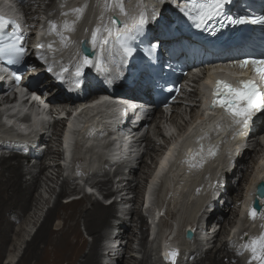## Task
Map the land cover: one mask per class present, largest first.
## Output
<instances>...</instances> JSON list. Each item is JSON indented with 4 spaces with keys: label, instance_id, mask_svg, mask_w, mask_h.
<instances>
[{
    "label": "bare ground",
    "instance_id": "6f19581e",
    "mask_svg": "<svg viewBox=\"0 0 264 264\" xmlns=\"http://www.w3.org/2000/svg\"><path fill=\"white\" fill-rule=\"evenodd\" d=\"M1 1L3 2L4 0H1ZM25 1H26V5H27L26 9L29 11V15H31L34 18H38L36 13H35L37 8L35 9L34 6L32 8V6L29 5V4H32V1L31 0H25ZM85 1L86 0L82 1L83 4H85ZM134 1L136 2V0H134ZM134 1L130 0L129 3H131V4H129V6H128V2H126L125 3L126 7L131 9L135 5ZM172 1L173 0H170L166 3V0H165V2L161 4L159 2V0H144V5L146 7L147 12L149 14H151L153 4L156 5L157 7L163 6L165 4L164 10H163V15L165 16V14L168 15L167 12L172 13V10H173L172 7H170V9H168V6H171ZM40 2H41V0H40ZM33 5H35V3H33ZM55 5H56V3H55ZM48 7H51L50 3L47 6V8ZM97 11H98L97 14L100 15L101 12L103 11V8L100 7L97 9ZM115 13L119 14L118 10ZM94 15H96V14L94 13ZM72 18L75 19V16H73ZM123 18H125V17H123ZM42 21H45V16H43ZM48 28H49V26L45 27V25H44L42 27L40 24L39 26H37L34 29V32L36 33L38 38H40L41 34H44L43 44H47L48 42H50V37L48 34ZM74 32L69 33V35H72V33H74L73 36H75L76 31H74ZM65 34H68V33H65ZM75 38H74V40H72L73 44L71 45V49H70V52L72 53L71 54L72 57L79 50V45L77 43L79 38H77V39H75ZM52 41L55 42L56 47L60 46L59 45V37L56 36L55 39ZM69 56L70 55H68L66 53V54L62 55L61 59L62 60L68 59ZM31 71L34 73V71L32 69H31ZM247 73L251 74L250 71H248ZM226 75H228V74H226ZM24 81H25V79H23V82ZM146 83L148 84V82H146ZM149 85H150V83H149ZM196 93H198V92L194 91V93L193 92L189 93V95L191 97L193 96L192 97L193 102L190 105L185 107L186 110L184 112L186 114H187V110H191V112H193V115L190 117L191 119H193L192 123H194L199 118H201L202 119L201 124H203V126H205L204 130L209 129L210 131L211 130H217V131L219 130L220 131L221 127L216 128V126H215L214 121H216V120L213 117V115H211V114L208 115L209 116L208 118L205 115H202V117L200 116L201 109L199 108L200 111L198 112L197 106L199 107L200 105H199V98L198 99L195 98ZM59 94L60 93H57V95H59ZM102 97H106V96H101L100 99ZM66 101H67V99L65 97H57L55 102H53L54 103L53 106L55 108H62L63 107L62 108V114L69 115L70 114L69 108L67 106H65ZM96 102H97V100L83 103L82 106H84V108H83L82 112L78 111L76 113V116L70 120L68 129H67V132L65 135V144L67 146L68 151H71L73 148V137L77 133V132L75 133V128H77V129L80 128L82 126L84 120L87 119L88 113L94 112V110H96V108H97ZM178 108H180V106H178ZM206 111L209 113L215 111V114L217 113L216 110H211L208 108L206 109ZM51 114H52V111H51ZM19 115H21V114H19ZM38 115L39 114L33 115V116H35L32 119V122L34 120L33 125H35L38 122V120L36 119V118H39ZM176 116L179 117V111H177ZM156 119H158V117L154 118L151 115L147 116L142 121V124H148L150 126L152 125L153 128L154 127L160 128L163 125L164 128L166 129L169 126V124H171L170 121L173 120V114L170 116L169 115H160L159 125L154 124ZM0 122H1V119H0ZM110 122L111 121L109 119H108V121H106L107 124H109ZM148 122H151V123H148ZM46 123H47V120L45 119V124ZM161 123H163V124H161ZM33 125L31 123L30 127L26 128V129L28 130L29 128H32ZM64 125H66V124H64ZM186 125H188L187 122H186ZM103 128H104L103 125L99 124V125H96L94 128L91 129V131H90L91 135L88 137V140L92 141V142H96L97 144H95L93 146L91 142H85L83 145L80 146L83 149V151H86L87 149H93L94 155L96 156L97 155L96 150H98L99 148H101V149L104 148V145L100 144V141L98 140V138L96 136ZM39 129H41V128H39ZM63 129H64V127H63ZM160 129H159V131H160ZM1 132H0V134H1ZM263 132L264 131L258 130L257 133H258V135H260ZM149 133H150V130H148L147 134H146L148 143H147V147H146L145 152H143L137 158V161H136L137 163L135 162L136 164L133 161L126 159L125 162L127 163L129 169H128L127 173H123V174L125 176H128V178H121L118 181V183L120 184V187H122V188L118 189L117 191H122V190L126 189L127 191H125L123 193V195L125 194V196H126V193H128L129 191L136 194L135 196L129 198L128 201H123L124 203H129V204H131L133 202V207H131V208L130 207L126 208L127 206L125 207V210L127 211V212H125V214L128 216L131 215V217L125 218V217H121V215L119 216V214H118V212H119L118 202L117 201H114L110 205H107L102 200H98V199L93 200V198H91L87 194L85 196H83L84 198L73 199V200L69 201L68 203H63L61 200H59L55 205H53L52 208H50L49 213L46 216L45 222L41 226L39 232L27 244V249H26L24 255L22 256V258L20 259V262L18 264H146V263H148V258L151 257V256H148V255H150V252L148 249L146 250V253H145L144 257L142 258V260H139V262H136L137 259L134 258L133 254H129L131 252L130 251L128 252V250L129 249L133 250V244H134L133 242L135 241L134 238L136 236V231L133 228V222L134 221L135 222L137 221L138 225L140 224L139 230L141 231V234L143 235V237H142L143 238L142 249L146 248L145 244H146V236L147 235L145 236V234L148 232V227L146 226L147 221H146L145 217L143 216V214H141L139 206L142 202V198L144 199V192H145L144 191V180L148 179L147 177H149V179L146 180L147 183H149V180L152 179L151 185H153L154 180L157 178H160L161 175L164 177L165 182L168 180H176L175 182H172V185H171L172 190L174 189L177 181L179 183L184 182L185 184H191L192 189H190V186L188 187V191H191V193L189 194L190 196H195L194 192H196V190L193 191L194 186L195 185H199V186L201 185L199 197L198 196L194 197L196 199V203H195L196 208L195 209H197V210H200V207L202 206V204L206 203L208 201L211 194L217 195L216 194L217 190L220 191V187L221 188L223 187V186H221V184L224 183V182L219 181V179H221V177L224 174V172H221V170H224V166L227 165L226 162L229 158V155L227 156V154H226L225 160H223V157H224L223 154L226 151L224 149L223 144L228 139V137H226L225 139H222L220 141L221 142L220 152H218L214 157H210L207 155V148L209 145L207 144L208 139L206 136L205 139L202 140V142H204V145H205L204 146L205 151L203 153V156H204L203 166H190V163L188 162V159L186 158L188 148H189L190 144H192L198 136L204 134L203 131L194 134L193 137L191 138L190 142L183 149V151H181V149H180L178 156L175 155L176 149H174V148L177 145H176V142H174L173 147L170 149L169 153L163 159H162V155L165 153V151H161L163 145L161 143L158 145L159 150L155 145H152V142L154 141V139L148 137ZM160 133H161V131H160ZM160 133L157 132V134H160ZM231 134H233V132L229 133V135H231ZM161 135H162V133H161ZM222 135H223V131L218 136H216V138H214V141H218L219 139H221L220 137ZM116 137H117V139L111 145L112 149H118V151H123V149L127 150V148L131 146L127 143V141H125V143L121 145V143H122L121 138L119 137V135H116ZM127 137H128V139L133 138L130 135H127ZM25 140L30 141L28 138H25ZM46 140H49L51 143H53V138H49V136L46 138ZM22 141H24V140H22ZM228 142L229 141H227V143ZM238 143H239V141H237L235 145H237ZM258 144H260V142H257V144L252 146L254 148V150L252 147L247 149L245 154L243 155V157H241L239 155V157H241L242 161H244L245 157L247 156V161H248L245 170H241V168L239 170H237V173L241 172V174H242L240 179H239V184L241 183L240 180L241 181L243 180V182L245 181V183H248L250 178H251L250 181L254 182L255 180H257L259 178V176H262L264 174V164H262L263 168L258 167V169L255 170V172H253V170L251 171L252 164L256 162V155L259 153V150L256 151V148L259 146ZM133 146L135 147L136 153H138L141 149L142 143H140L139 140L137 139V142L134 143ZM53 147L54 146L48 145L45 148L46 150L43 151L42 158H40L39 161H37L33 165H28V166L25 165V160L28 159V157L24 156L20 153H13L10 155H7V154L0 155V260H1V257L6 252L9 242L12 240V232L17 231L16 235L18 234L20 237L25 236L24 233L26 232V227H22L19 231L14 230L15 224L20 222V220H22L26 217V215L32 209V205L34 204L35 200H36L35 206H37L36 208L38 210L40 209V206H42L41 204L45 200V198L42 196V194H40V196H36V192L38 191V188L40 185L41 174L46 173V171L48 169H50V163H49L50 159L56 160L55 159L56 157L61 156L63 154L58 149H53ZM165 149H168V147ZM228 149H230V147ZM75 151L76 150H73V153H75ZM156 152H158V153H156ZM255 152H256V154H255ZM155 154L156 155L160 154V155L157 158L155 167L152 169V163L156 160ZM113 157L124 159V157L120 156V154H117V152H115ZM166 157H167V160H165ZM173 157H175V160H176L174 162H173ZM149 158L153 159V160L151 159L152 160L151 163H149V160H148ZM158 159H160V160H158ZM199 161H200V157H196L195 160L192 162V164L198 165ZM262 161H264V160H262ZM162 162H164L163 166H162ZM108 163H109V161L106 160L102 166L105 167L106 164H108ZM159 164H160V166H159ZM58 166L59 165L53 166V170H55V172L60 173L61 168L59 169L60 166L59 167ZM100 166H96L95 168H98ZM158 166H159V169L156 172V169L158 168ZM168 167H170V169L167 172ZM173 168H174V171L180 170L178 168H181V171L176 172L177 176L172 178L171 172L173 171ZM192 169H194L195 172H193ZM97 170L100 171L99 173H97L98 176L102 174V171L106 172L105 170H100V169H97ZM97 170H95V171H97ZM119 170L120 169H118V171ZM150 170H151V172H150ZM201 171H203V172H201ZM154 172H155V175L153 176ZM200 172L202 173V175H198ZM217 172H219V173H217ZM237 173H235L229 180L227 179L228 185L226 186L227 187L226 194H230V196H229V198H227V200H225V201L223 200L224 201V207L222 206V208H224V210L221 213L220 212L218 213V210H216L217 215L219 214V216H220V220L218 219L219 220L218 223H220V228H218V226H217L216 229L212 232L213 233L212 236L207 241V245H209V247L206 249L202 248L200 250V253L194 257V260L189 261L186 264H234V263L239 264L240 263V260H238V258L236 256H234L230 252V250L228 249V242H227L228 238L231 237V234L229 233L230 228L234 227L237 224V221L239 219V217H238L239 211L236 208V204L237 203L240 204L241 199L243 198L245 191H247L246 190L247 188L243 187L241 184H240L241 187H239V188L235 187L233 185V184H237V182H238V181H235L233 183V179H234V177H236ZM28 175H29V178H26ZM48 178H50V180H51L53 177H48ZM57 178H59V177H57ZM112 179L113 178L98 179V181H92V183H93L94 187L95 186L99 187L106 194V195H104L105 198H110L112 195H114L116 193V191H113V193H110L109 185L113 181ZM142 179H144V180L142 181ZM95 180H97V178ZM141 182H143V186L141 185ZM216 182L218 184L217 187H216ZM71 183L72 182L69 178L68 179L66 178L63 180V189L61 192L63 195L67 194V191L71 188V185H70ZM163 184H164V182L162 184H159L158 188L161 189L163 187L162 186ZM248 184H247V186H248ZM160 186H162V187L160 188ZM213 186H215V187H213ZM165 187H163V190H165V193H167L168 188H165ZM48 188H49L50 192L53 190L51 188V186H48ZM151 189H152V187H150V190ZM223 190H225V189L222 188V190H221L222 194H224ZM155 193H156V190L150 191L149 197L154 196ZM89 195H91V194H89ZM123 195H122L121 200H124L126 198V197H123ZM222 196L223 195H221L220 199H222ZM217 200H215L213 202V204L216 203ZM162 205L163 204H160L157 207H155V210L160 211L161 208L164 207V205H163V207H162ZM242 207H241V209H242ZM246 208H247V206H246ZM261 211H264V209L262 208ZM36 212L31 214L30 217L27 218V221L30 224L36 223V219L38 217V213H36ZM217 215L215 216V213H212L211 216L214 217V219L213 220L211 219L212 221L207 222L206 228L208 230H210L212 228L210 226H212L213 221L216 220L215 218L217 217ZM230 215H232V216H230ZM56 217L60 218L62 223L58 227H53L52 224H53V221H55L54 219ZM112 217H115V218L119 217L118 219H119L120 223L115 224L114 222H112V220L110 219ZM150 218H152V216H149V219ZM243 220H245V219L243 218ZM27 221H25V222H27ZM242 221H241V223H242ZM257 221H259V220H257ZM81 222L84 223L83 225H85V228H86L88 234L93 236V241L90 243L87 252H84L87 240L83 237L82 231L80 229V224H82ZM188 222H191V224L193 223L192 221H188ZM121 223H124V224H121ZM238 223H240V221ZM241 223L239 225H241V227H242L243 224H241ZM262 223H264V220H262ZM188 224H190V223H188ZM259 225H261V224H259ZM153 226H154V222H153ZM158 226H159V224H158ZM253 226H255V225H253ZM253 226H250V228L252 227V230L256 228V227L253 228ZM228 227H229V229H228ZM238 228H239V226H238ZM102 229H106V230L105 231L103 230L104 231L103 232V231H101ZM107 229H118L119 231L117 232V234H115V236H111V239L113 241H116V242L118 241L117 239H121L124 242H121V245L119 247H111L110 246L112 249L111 250L112 253L110 251L108 254V257H110V261L107 263H103V256L105 255V252H104L105 248L102 247L101 240L103 239V237H105V235L107 233ZM155 229H156V226L153 227V231ZM238 230L241 231V229H238ZM260 230H264V229H261V227L259 226L257 229V232H259ZM169 231L170 230H168L165 233L164 240H167L169 238V236L173 233L172 230L170 232ZM176 231L177 230L175 229V232ZM203 231L205 232L206 230L203 229ZM253 231H255V230H253ZM111 235H112V233H111ZM240 237H242V236H240ZM194 240H195V238L193 240L185 239V241L187 243H190V244L192 243L190 241H194ZM218 240L220 241L219 243H221L220 246H217L216 244L215 245L213 244V247H211L212 245L210 246V244H212L213 242H217ZM160 242H161V244L158 243L159 247H162L163 250L169 251L170 249H173L171 247V244L166 243L165 241L162 244V239ZM124 243H125V245H122ZM178 243H179V241H178ZM182 248L185 249V247L182 246L181 250H182ZM187 248H189V247H187ZM198 248H200V247H198ZM184 249H183V251H184ZM127 252H128V254H127ZM195 252H197V251L193 250L192 254L194 255ZM156 255H157V252H156ZM111 260H112V262H111ZM158 260H160V259H158ZM2 263H3V261H2ZM7 264H9V263H7Z\"/></svg>",
    "mask_w": 264,
    "mask_h": 264
},
{
    "label": "snow or ice",
    "instance_id": "6c2138e0",
    "mask_svg": "<svg viewBox=\"0 0 264 264\" xmlns=\"http://www.w3.org/2000/svg\"><path fill=\"white\" fill-rule=\"evenodd\" d=\"M162 4L165 0H159ZM233 3V0H185L182 6L178 5L179 12L182 13L188 20L192 21L198 29H203L209 22L218 21L220 27L237 26L245 24L264 25V14H254L247 8H242L235 14H230L226 11V6ZM103 11L99 16V23L91 30L90 41H80L82 48L69 60L68 64H61L59 71L55 73L56 77L64 80L65 74L68 73V78H75V87H80V77L83 69L86 66H94L99 72L107 73L110 71L108 62L119 61L116 64L117 70L120 65L127 61L136 51L132 46V42L143 35L145 26L149 20L155 21L160 13L155 6L152 7L151 14L146 10L144 0H136L135 5L130 9L125 6V0H102ZM88 8L85 3L82 6L74 7L68 11L61 12V15L67 17L70 13L74 14L75 19H65L62 24L58 25L55 21H48V34L55 33L59 37V47L55 46L54 41L47 44L38 43L35 45L37 49L47 48V50L55 56L56 53L68 49L73 41L69 35L76 30L77 23L83 18V15ZM118 10L119 14L125 19L122 21L123 27L117 28V19L108 18V23H104V12ZM130 21V22H129ZM15 25L11 32L0 31V60L6 61L9 64L20 63L25 54L24 35L20 30L15 20L6 19L0 15V30L6 29L9 25ZM218 30V29H216ZM88 32V29H85ZM90 45V47H89ZM158 44H150L144 52L147 57L152 58ZM43 59V55L38 53ZM75 60V63H72ZM234 67L240 69L251 68L253 75L247 76L244 72L230 73L232 77L221 78L206 81L211 85V99L207 102L206 107L211 110H219V117L214 121L216 128H219L221 123L225 124L229 130L235 134L246 130L252 123L253 118L258 113H264V55L261 58H253L247 56L235 62ZM71 69H74L70 71ZM52 67L48 71H52ZM215 71V69H213ZM16 81L19 82L20 76L16 73L12 74ZM212 73H209L211 77ZM102 100L107 99L102 97ZM100 101H97L99 103ZM215 115V111L205 112V116ZM207 136V133L197 137V141H202ZM175 147V146H174ZM205 151L204 145L200 144L196 151H190L187 157L190 166H203ZM217 146L209 145L207 155L214 157L217 154ZM196 157H200L198 165L192 164ZM167 160V157L165 158ZM162 162V166H163ZM264 163V161H261ZM91 191V189H89ZM258 195L264 197V180L257 189ZM259 203L264 208V199H260ZM264 220V211H259L253 207L249 211L251 219L255 220L257 215ZM264 229V223L260 225ZM249 253L247 264H264V230L259 235L250 237L248 241L240 245L239 254L243 252ZM179 255L178 249H170L164 254V258L170 264H176V259Z\"/></svg>",
    "mask_w": 264,
    "mask_h": 264
},
{
    "label": "rangeland",
    "instance_id": "374dc122",
    "mask_svg": "<svg viewBox=\"0 0 264 264\" xmlns=\"http://www.w3.org/2000/svg\"><path fill=\"white\" fill-rule=\"evenodd\" d=\"M31 1H32V4H29V5L32 6V8H33V6H34L35 9L37 8L36 9V12H35L36 15H37V17L43 18V16H45V19L48 18L47 21H46V23L44 24L45 27L49 26L48 25V21L49 20L55 21L58 25L62 24V22L65 19H68L69 20L70 16H72L74 14H71L70 13L67 17H64V16L61 15V12H65V11H68L69 9H71V8H74V7L82 6L83 5V2H82L83 0H41V2H40V0H37V1L36 0H31ZM79 2H81V4ZM126 2H128V6H129V4H131V3H129L130 0H125V3ZM33 3H35L36 6L33 5ZM49 3L51 4V7H48L47 8V6L49 5ZM55 3H56V5H55ZM85 3L88 4V8L86 9V11L84 13L83 18L76 25V30H75L76 33L77 32H80V31H84L86 28L87 29H90L91 27H93L94 25H96L97 23L100 22L99 21V16L100 15L97 14V12H98L97 9L102 6V0H86ZM94 13L96 15H94ZM166 15L167 14H165V16ZM108 18H109V11L104 12V21L103 22L106 23L108 21ZM69 53L72 54L70 51H69ZM69 53H67V54L69 55ZM200 96H201V94H200V92H198V93H196L195 98L198 99V98H200ZM199 104H200L199 107L196 105L198 112L200 111V109H202L201 102ZM182 107L184 109H180V110H183V111H182L181 114L179 113V117L178 116H175L174 119L172 121H170L171 124L169 125V129L167 130V131H170V133H168V134L165 135V132H164L161 135V133L159 131V129L161 127L160 128H155V127L154 128H150V133L148 134V137L154 139V141L152 142V145H155L158 148V150H159L158 145L160 143L163 145L161 151H164L165 148H167L169 145L172 146V144L174 142H176V141L179 142L178 141V138L185 139V138H187L189 136V134L195 128H197V130H199L202 127V125H200L199 122H195V123H193L191 125L193 119H191L190 117L193 115V112H191V110H187V114H186L184 112L186 110V108H185L186 105H184ZM151 122H148V123H151ZM186 122L188 123V125H186ZM154 124H158L159 125V120L156 119V121L154 122ZM161 124H163V123H161ZM61 125H63V123H59L58 124V120L54 121V123L52 125L51 132H50L52 134V136L55 137L53 139V141L55 142L53 149H58L60 152H62L60 150L61 147H62V145H61V129H62V126ZM58 127H59V129H58ZM1 131L4 132L2 129H0V132ZM157 132H159L160 134H157ZM262 134L260 136L261 142H260V144H258L259 146L256 148V151L261 148V150H259V153L262 151V149L264 150V133H262ZM253 144L254 145L257 144V140H254L253 141ZM132 149H134V148H132ZM141 149H142V147H141ZM145 150L146 149L144 148V152H145ZM253 150H254V148H253ZM140 152H141V150H140ZM158 152H156V153H158ZM255 154H256V152H255ZM159 155H156L155 154L156 160L159 157ZM55 159L56 160H52V159L49 160L50 169H48L46 171V173H47L46 176L42 177L43 174H41V178H40V185L41 186L39 185L38 191L36 192V196H40V194H42V196L45 198L44 202L41 204L42 206H40V209L38 210L36 208L37 206H35L36 200L35 201L33 200L34 201V204L32 205V209L29 211V213L26 215V217L24 219L20 220V222H18V223L15 224L14 230H18L19 231L22 227H26V232L24 233L25 236L24 237H20L18 234L16 235L17 231L12 232V240L9 242L8 248H7L6 252H5V254L1 257V260H0V263L1 264H7V263H9V264H18L20 262V259L22 258V256L24 255V253H25V251L27 249V244L39 232L41 226L43 225V223L46 220V216L49 213L50 208H52L53 205H55L59 200H61L63 203H68L69 202L68 201V197L69 196L81 194V191L83 189V184L84 183L87 184V185H90V186L94 187L93 184H91L92 181H98V179H106V178H113L112 180H114L115 177H116L115 176L116 171L118 169H120V168L117 167V168H115V170L113 172H110V171L106 170L104 166H100L98 168H93L91 163H87V164H85L83 166V161H82L81 157H79L75 161L76 165L73 167V169L71 170V174H70V171L69 172L66 171V170L64 171L62 165L60 164V160H63V154L61 156L56 157ZM129 159L131 161H133L134 163L137 161V158H135V157H131ZM151 159L152 158H149L148 159L149 160V163H151V161L153 160V159L152 160ZM247 163H248V161H246L245 163H243L244 164L243 169L246 168ZM155 164H156V162L154 161L152 163V169L154 168L153 165H155ZM25 165L28 166V165H32V164H29V163L25 162ZM55 165H59L60 166V167L58 166L59 169L61 168L60 169L61 170L60 173L55 172V170H53V166H55ZM237 167L238 168H236V164H234V166H233L234 169L233 168L232 169L229 168L230 171H231V173H232V176L235 173H237V170L240 169V166L238 165V163H237ZM97 169L105 170L106 172H103L102 171V174L98 176L97 173H99L100 171L97 170ZM178 169L181 170V168H178ZM95 170H97V171H95ZM151 170H150V172H151ZM251 171H252V168H251ZM200 173L198 175H202ZM241 175H242L241 172L236 174V177H234V179H233V183L235 181H238V182H237V184H233V185L235 187H238V188L241 187V185H242L243 187L247 188L246 190H248L249 187H250V185H251V183H252V181H250L251 178H250V180L248 182L249 184L248 183H245V181L243 182V180L242 181L240 180V182H241L240 183L241 185H240L239 184V179H240ZM48 177H53L52 178L53 180L52 179L50 180V178H48ZM57 177H59V178H57ZM122 177L123 178H128V176H125V175L122 176ZM26 178H29V175ZM66 178L67 179L69 178L72 183L70 184L71 185V188L67 191V194L63 195L61 193L62 192V189H63V180L66 179ZM96 178H97V180H95ZM222 179L223 178L221 177V179H219V181H221ZM143 180L144 179H142V181ZM146 180H144V184H145ZM175 181L176 180H173V182H175ZM169 182H170V180L164 182V184L162 186L163 187L166 186L165 188H167ZM247 184H248V186H247ZM141 185L143 186V182H141ZM48 186H51V188L53 189L51 192L49 191ZM162 186H160V188ZM189 186H190V189H192L191 184H185L184 182L179 183L177 181L176 184H175L174 189L173 190L171 189L170 191H167V193H165V190H163V187L161 189H158V191L154 195V197H156V200H155L153 206L149 208V212L152 213V212H155V207H157L160 204H163L164 205V207L162 205V207H163L162 209L164 210V215L162 216V218L160 220V224H159V227H160L161 232H163L164 230H166V232H167L168 230H170L169 227L175 222L176 219L177 220H180V223H181L180 226L181 227L179 228L178 234H176L177 235L176 237L177 238L180 237V239H182V240H179L180 249H181L182 246L185 247V249L182 248L181 254L178 255V257L176 259V264H186L189 261L194 260V257L200 253V250L202 248L205 247L204 249H206V248L209 247V245H207V242L201 243L200 241H198L200 243L199 244L198 242L194 243V241H195L194 240V241H190V242H192L190 244V243H187L183 239L184 226H186L188 223L191 224V222H188V221H192L195 224L199 223L200 222V218L205 213V211L207 209V204H208V203H206V205H204L199 210L198 216L196 218H194V216L198 212V210L195 209L196 208V205H195L196 200H194V197H196V196L199 197V195H200L199 192L201 190V185L200 186L199 185H195L194 186L193 191L196 190V192H194L195 196H190L189 195L191 193V191H188V187ZM217 186H218V184L216 182V187ZM95 187H94L95 188L94 190L97 192V194H91L92 195L91 196V195L87 194L86 192H84V194H81V196H80L79 199L84 198L83 196H85L87 194L88 196H90L91 198H93V200L94 199L102 200L100 197H105L104 195H106V194L99 187H97V186H95ZM109 187H110V190H111L112 187L115 188L116 185L113 182V184L110 183ZM118 187H119V189L122 188V187H120V184L117 182V188ZM224 189L227 192V187H225ZM125 191H127V190L125 189ZM246 192L247 191H245L244 194H246ZM216 194L218 195V192ZM135 195H136L135 193L129 191L128 193H126V196H125V194L123 195V197H126L123 201H128L129 198H131V197H133ZM211 196L212 195H210V197H209V199H208L207 202H210L211 201ZM225 196L226 197H222V199H220V203H221V205L223 207H224V201L227 200V198H229L230 194H226ZM123 201H121L122 204L121 203L120 204L118 203V210H119L118 214H119V216L121 215V217H125V218L126 217H129L130 218L131 215L128 216V215L125 214V212H127L125 210V207L126 206H127L126 208L133 207V202L131 203L132 204L131 205L129 203H124ZM241 202H242V199H241ZM241 202H240V204L239 203L236 204V208L239 211L238 212L239 219L237 221V229H241V231L239 230L240 232H238V234H237L238 235V238L237 239L229 238L227 240V242H228V249L230 250V252L234 256H236L238 258V260H240V263L239 264H247V261H248V258H249V253L245 251V252H243V254H239L240 245L246 243L250 237L259 235V233H256V228L255 227L258 224H262V222L258 218H256L255 220L251 219L250 216H249V212L245 210L247 204L246 203L245 204H243V203L241 204ZM241 207H242V209H241ZM223 210H224V208L219 207L218 208V213L219 212L221 213ZM242 210L243 211L245 210L244 211L245 214H246L245 220H243V218L240 216V212ZM140 211H141V209H140ZM145 211H146V214H144L143 211H141V214H143V216L145 217V219L147 221L148 210H145ZM35 212L38 213V217L36 219V223H34V224L31 223L30 224L27 221V218L30 217V215L33 214V213H35ZM218 215L215 218L217 220L219 219V216ZM230 216H232V215H230ZM54 220L55 221H53V224H52L53 227H58L59 225H61L62 221H61L60 218L56 217ZM257 220H259L260 222L257 221ZM25 221H27V222H25ZM239 221H240V223L242 221L241 224H243L242 225L243 228L241 227V225H239L240 224V223H238ZM112 222H114V221H112ZM81 223L82 224H80V229L82 231L83 237L87 240L86 247L84 249V252H87L90 243L93 241V236L90 235V234H88V232H87V230L85 228V225H83L84 223L83 222H81ZM117 223H120V222L117 220ZM121 224H124V223H121ZM215 224H217L218 228H220V223H214V222L212 223V226H210V227H215L216 226ZM253 225H255V226H253ZM139 226H140V224L138 225L137 224V221L136 222L135 221L133 222V228L136 231V236L134 238L135 241L133 242L134 243L133 244V250H130V249L128 250V252L129 251L131 252L129 254H133L134 258L137 259L136 262H139V260H142V258L144 257V255L146 253V250L148 249L149 252H150V255H148V256H151V257L148 258V263H146V264H170L169 261L168 262L161 261L160 256H159V252H158V245L156 244L157 242L154 243V241H152L151 239L150 240L147 239V236H146L147 233L145 234V236H146V244H145L146 248H143L142 249V243H143L142 242L143 241V238L142 237H143V235L141 234V231L139 230ZM146 226H148V225H146ZM238 226H239V228H238ZM250 226H253V228H255L253 230H255V231H253L252 230V227L250 228ZM259 226L260 225H258V227ZM258 227H257V229H258ZM228 229H229V227H228ZM103 230L105 231L106 229H102L101 231H103ZM118 231H119L118 229H113V230L107 229V233H106L105 237L108 234H110V233H112L111 236H115V234H117ZM209 232H210V235L212 236L213 229L212 230L210 229ZM239 235L242 236V237H240ZM211 236H209V237H211ZM169 238L167 240H164V236H163V238H162V244L164 243V241L166 243L171 244L172 241H173V239H174V237H172V234H171L169 236ZM102 240H101V244H102ZM117 240H118L117 241L118 242L117 246L119 245V243L124 242L121 239H117ZM219 242H220L219 240L217 242H213L212 244H210V246L212 245L211 247H213V244L214 245L216 244L217 246H220L221 243H219ZM124 245H125V243H124ZM187 247H189V248H187ZM198 247H200V248H198ZM110 249H111V247H110ZM183 249H184V251H183ZM191 249H193V250H195L197 252H195V254L193 255L192 254V251L193 250H191ZM128 252H127V254H128ZM156 252H157V255H156ZM111 253H112V251H111ZM108 258L110 259V257H108ZM158 259H160V260H158ZM2 261H3V263H2ZM234 264H236V263H234Z\"/></svg>",
    "mask_w": 264,
    "mask_h": 264
},
{
    "label": "clouds",
    "instance_id": "9594fccd",
    "mask_svg": "<svg viewBox=\"0 0 264 264\" xmlns=\"http://www.w3.org/2000/svg\"><path fill=\"white\" fill-rule=\"evenodd\" d=\"M180 109H184L183 107L182 108H180ZM178 110L179 111V113L181 114L182 113V111L183 110ZM176 113H177V111L173 114V119H174V117L176 116ZM90 115V113H88V116ZM88 116H87V118H88ZM159 116L160 115H156V116H154V118H156V117H158V120L160 121V119H159ZM39 122H41V121H38L35 125L36 126H41L43 123L41 122V125L39 124ZM61 123H65V120L64 121H60ZM170 125V124H169ZM153 127V126H152ZM2 129H4L3 127H1ZM164 127H163V125L161 126V129H160V131H161V133H164ZM169 129V126L165 129L166 131H165V135L166 134H168V133H170V131H167ZM77 132V133H76ZM75 133H76V135L73 137V148H72V150L70 151V152H72L73 153V150H76L75 151V153L76 152H80V151H83V149L80 147L82 144H79L78 143V140H77V136H80V133H79V130H77V128H75ZM74 133V134H75ZM178 141L179 142H177L176 141V147H175V149H176V151L175 152H179L180 151V149L182 148V146H183V144H184V142L186 141V138L185 139H182V141L181 140H179V138H178ZM75 142V143H74ZM89 142H91V141H89ZM101 145H103V144H101ZM121 145H122V143H121ZM226 145V146H225ZM231 145V141L229 140V142L227 143H225L223 146H224V149L226 150L229 146ZM105 147V146H104ZM99 149H101V148H99ZM228 150L229 149H227L225 152L227 153L228 152ZM87 152H88V154L89 155H93L94 154V150L93 149H87L86 150ZM96 152H97V155H98V150H96ZM75 153H73V155H75ZM226 153H225V155H224V157H223V160H225V156H226ZM73 161H75V160H73ZM106 161V160H105ZM104 161V162H105ZM87 164V163H86ZM118 168H120V170L119 171H121V168H122V166L121 165H118L117 166ZM116 167V168H117ZM153 167H154V165H153ZM106 170H107V168H105ZM118 171V170H117ZM70 174H71V172H70ZM44 176H46L45 174H44ZM121 178H123V177H121ZM120 178V179H121ZM119 179V180H120ZM148 179H149V177H148ZM147 179V180H148ZM118 180V181H119ZM118 181H116L115 179L111 182L112 184H113V182L115 183V185L117 184V182ZM149 182H151L150 180H149ZM146 183H147V181L145 182V184L144 185H146ZM85 184V183H84ZM91 184H93L92 182H91ZM85 185H87V184H85ZM89 187H91L92 189H94V187H92V186H90V185H88ZM116 189H117V185H116V187L115 188H113L112 187V189L110 190V193H113V191H116ZM83 190H84V185H83V189H82V191H81V194H83ZM123 191H125V190H123ZM156 191H158V190H156ZM81 194H78V195H71V196H69L68 197V201H71L70 199L72 198V197H76V198H74V199H79L78 197H80L81 196ZM155 195V194H154ZM154 197V196H153ZM101 198V197H100ZM102 199V198H101ZM103 199H106L105 197H103ZM73 200V199H72ZM154 200H156V197H155V199ZM103 202H104V200H103ZM105 203V202H104ZM162 209V208H161ZM195 217V216H194ZM217 220V219H216ZM160 224V223H159ZM172 226V225H171ZM171 226L169 227V228H171ZM148 227V232H147V239H151L152 241H154V243H156L157 245H158V252H159V256H160V259H161V261H165V262H168L165 258H162L163 256H161V253H160V249H162V247H159V242L160 241H157L158 240V238H159V236H164V234H165V232H166V230H164L163 232H161V230H160V227L158 226H156V228H158L157 230H154L153 231V233L152 234H154L155 236H154V239L153 238H151V234L149 233V225L147 226ZM111 230H113V229H111ZM150 235V236H149ZM195 237V236H194ZM174 239H176V237L174 238ZM183 239L185 240V239H187L186 237H185V235H183ZM209 239V238H208ZM208 239L206 240V242L208 241ZM229 239V238H228ZM178 241L179 240H181L180 239V237H178V239H177ZM188 240V239H187ZM113 242H116V241H113L112 239H111V233L110 234H108L106 237H104L103 238V240H102V247L103 248H105V249H108L107 247H116V246H112V243ZM172 242H174V240L172 241ZM196 242H198V241H195L194 243H196ZM205 248V247H204ZM190 250V249H189ZM191 250H193V249H191ZM111 262H112V260H111ZM105 263V262H104Z\"/></svg>",
    "mask_w": 264,
    "mask_h": 264
},
{
    "label": "water",
    "instance_id": "95a60500",
    "mask_svg": "<svg viewBox=\"0 0 264 264\" xmlns=\"http://www.w3.org/2000/svg\"><path fill=\"white\" fill-rule=\"evenodd\" d=\"M39 124L41 125V122H39ZM227 149H228V148H227ZM227 149H226V150H227ZM225 153H226V152H224L223 155H225ZM260 184H261V182L258 184L257 189H258V187L260 186ZM256 193H257V197L255 198V201H254V207H255V208L258 210V212H259V211H261L262 207H261V205H260V203H259V195H258L257 190H256ZM185 237H186L188 240H192V239L194 238V232H193L191 229L188 228V229L186 230Z\"/></svg>",
    "mask_w": 264,
    "mask_h": 264
}]
</instances>
